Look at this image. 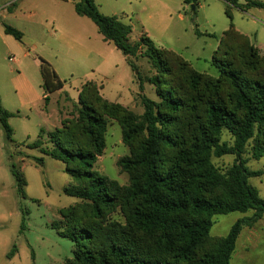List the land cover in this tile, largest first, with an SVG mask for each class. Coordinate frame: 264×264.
<instances>
[{
  "label": "trees",
  "instance_id": "obj_1",
  "mask_svg": "<svg viewBox=\"0 0 264 264\" xmlns=\"http://www.w3.org/2000/svg\"><path fill=\"white\" fill-rule=\"evenodd\" d=\"M71 1L75 13L89 18L103 40L124 55L135 73L143 111L138 115L103 98L100 85L86 81L75 115L52 130L40 128L26 144L64 164L70 182L63 192L80 200L60 208V219L52 224L73 244L64 264H230L242 227L264 215V198L248 183L264 169H249L242 155L249 140L253 158L264 155V55L235 29L232 9H264V0H223L228 27L211 56L217 76L196 70L145 33L129 41L130 25L101 13L94 0ZM2 28L21 40L19 29L5 23ZM138 57H146L154 70L146 78L137 70ZM39 60L46 89L51 80L60 88L50 65ZM144 79L153 85L157 101L144 95ZM14 115L0 103L6 140L13 134L8 119ZM107 118L118 123L128 148L116 161L128 176L126 184L94 168L105 148ZM223 129L232 135L231 145L221 141ZM43 134L50 146L44 145ZM224 154L235 158L222 171L211 157ZM36 160L42 163V157ZM11 172L19 195L25 196L22 173L14 164ZM248 210L251 215L237 218L225 235H210L213 216Z\"/></svg>",
  "mask_w": 264,
  "mask_h": 264
},
{
  "label": "rangeland",
  "instance_id": "obj_2",
  "mask_svg": "<svg viewBox=\"0 0 264 264\" xmlns=\"http://www.w3.org/2000/svg\"><path fill=\"white\" fill-rule=\"evenodd\" d=\"M12 1L14 5L8 9ZM94 1L101 13L114 15L130 25L129 41L145 33L156 46L173 50L196 70L218 75L211 56L228 27L223 0H196L195 4L183 0ZM2 6L5 11L1 10ZM251 20L255 21L254 25ZM232 21L243 31H256L248 34V38L264 55V9L233 8ZM2 23L19 29L23 36L21 40L5 37L6 41L3 36L7 35L0 30L1 90L3 86L13 93L12 84L6 80L9 70L21 71L32 81L40 82L38 57H41L52 65L63 84L61 92L52 90L46 101L58 126L62 119L75 115L78 92L86 81L100 85L103 98L120 103L135 114L142 113L135 73L124 55L112 42L103 40L89 18L75 13L71 0H0V28ZM23 51L28 53L23 55ZM134 62L142 77L154 72L146 57H138ZM44 80H47L45 76ZM143 85L144 95L157 101L153 85L145 79ZM50 122L51 119L34 112L28 117L9 118L13 130L11 140L5 139L0 126V264H64L72 257V241L59 235L52 224L60 219V208L80 200L63 192V187L70 182L64 164L38 148L26 146L36 139L39 125L51 127ZM46 139L43 134L44 145L50 146ZM232 140V135L223 129L221 141L231 145ZM127 153L128 148L121 141L120 126L114 119L107 118L105 148L94 168L126 184L128 176L120 171L116 161ZM242 155L249 169H264V155L253 158L251 140ZM38 157H42V163L36 160ZM234 158V154H224L212 156L211 161L224 171ZM11 164L24 177L25 196L17 191ZM248 183L264 198V173L249 177ZM251 213L252 210L232 211L213 216L210 235H225L237 218ZM230 264H264V215L252 226L242 227Z\"/></svg>",
  "mask_w": 264,
  "mask_h": 264
},
{
  "label": "crops",
  "instance_id": "obj_3",
  "mask_svg": "<svg viewBox=\"0 0 264 264\" xmlns=\"http://www.w3.org/2000/svg\"><path fill=\"white\" fill-rule=\"evenodd\" d=\"M251 8L260 9L257 7H251ZM1 10L5 11V7L2 6ZM251 23H252V25H254L255 21L251 20ZM233 25H234L235 29H237L239 32L243 31L242 29L237 27L235 21H234ZM0 30L3 31L2 26H1ZM252 32H253V34L256 33V31H255V33H254V31H247V32L243 31L242 33H244L248 36V34L250 35V34H252ZM6 35L7 36H3V37L6 41H8L7 38H5V37H12V36L8 35V34H6ZM256 47L258 48L259 52L261 53L258 45ZM27 53H28V51H23L22 54L26 55ZM38 58L46 61L45 59H43L41 57H38ZM8 59L13 61L12 57H9ZM50 67L52 68V70L55 73V75L57 76V78L60 80V78L57 75V72L52 67V65H50ZM39 71L42 75V78L40 80V82H42L41 85H40V82L32 81L28 76L24 75L21 71L12 72L11 70H9V72L6 76V80H7V82L9 81L12 84L11 90L13 91V93H9L7 91V88L4 89V87L2 86V90L0 89V103H1L3 108H5L8 111L13 112L15 114L14 116H12L10 118L18 117L21 115L24 117H28L29 113L34 112L39 116H43V117H46L48 119H51V122L49 123L51 127L39 125L38 131L40 128H43L45 130H52L58 126V123H57V119H56V116H55L53 110L48 109V104L46 103V101H44V98L47 97V99H48V97H50L49 92H51L52 90L54 92L55 91L61 92L63 84L60 80V82L62 84L61 87L60 88H54V82L52 80L50 81V78H48L50 83H51L50 84L51 86L49 87L50 89H46V87H45V81L46 80H44L45 74L40 69V63H39ZM4 80H5V78H4ZM0 82H1V80H0ZM3 85H4V83H3ZM0 86H1V83H0ZM41 86H42V88H41ZM41 101H42V103H41Z\"/></svg>",
  "mask_w": 264,
  "mask_h": 264
}]
</instances>
